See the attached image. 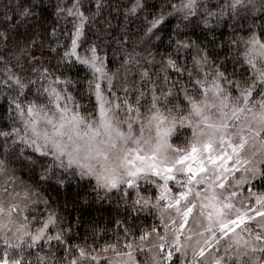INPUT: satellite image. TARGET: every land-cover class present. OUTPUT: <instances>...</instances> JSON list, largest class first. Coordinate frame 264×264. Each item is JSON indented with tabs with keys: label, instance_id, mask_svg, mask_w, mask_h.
Masks as SVG:
<instances>
[{
	"label": "trees",
	"instance_id": "16d2710c",
	"mask_svg": "<svg viewBox=\"0 0 264 264\" xmlns=\"http://www.w3.org/2000/svg\"><path fill=\"white\" fill-rule=\"evenodd\" d=\"M232 2L197 0L196 14L185 18L176 11L182 0H0V132L21 129L15 102L27 107L36 101L49 110L43 89L57 78L71 82L68 94L80 115L86 119L96 116L97 105L89 88L94 77L88 68L65 56L76 33L75 22L67 15L69 10L78 9L87 21L79 41L80 52L87 54L95 47L108 72L124 76L130 84L135 81L146 92L153 84L158 92L171 89L174 97L179 92L176 102L185 108L179 89L183 85L189 92L193 90L188 73L196 77L193 58L200 55L207 56L205 72L222 71L229 84L243 85L251 79L243 60L245 41L253 34L258 38L264 34V0H256V9L244 19L234 14ZM160 17L163 23L153 29L151 22ZM183 44L191 47L183 48ZM169 60L177 66H169ZM144 72L150 80L141 85ZM10 74L27 85L25 95L7 82ZM44 74L47 80L27 83ZM58 87L61 91L64 86ZM21 141L0 136V160L5 164L0 188L10 189L15 183L31 192L25 216L33 232L51 213L57 221L56 234L63 237V242L39 243L31 255L26 251L31 264H41L37 256L46 264H69L76 259L77 246L91 255L108 245H114L118 252L133 251L142 243L141 235L159 229L155 214L134 203L133 192L106 193L92 181L26 148ZM254 189L264 193V177ZM125 244L131 248L125 249ZM5 255L11 261L19 250L0 244V257ZM79 264H91L90 256Z\"/></svg>",
	"mask_w": 264,
	"mask_h": 264
},
{
	"label": "snow or ice",
	"instance_id": "6c2138e0",
	"mask_svg": "<svg viewBox=\"0 0 264 264\" xmlns=\"http://www.w3.org/2000/svg\"><path fill=\"white\" fill-rule=\"evenodd\" d=\"M243 4L244 0H233L230 7L235 9ZM196 8L197 0H182L176 11L184 12L187 18L196 14ZM69 14H73L71 10ZM75 14L81 16V25L72 39L71 50L65 52V56H75L77 62L91 69L94 76L98 75L97 82H89V88L94 92L99 104L98 121H86L82 115L74 111L75 105L72 109L68 107L67 102L73 100L68 94V86L71 82L57 78L50 83L62 84L64 87L61 91L51 86L43 89L47 93L46 103L52 105V114L49 115L39 107L36 101L30 102L27 107H24L22 102H15L23 127L22 129L13 127L11 133L0 132V136L6 138L12 136L13 142L15 139H20L42 156L51 155L53 161L61 168L74 169L81 177H93L98 186L108 190L116 189L121 184L127 185L128 188L139 189L140 179L152 183L154 181L150 177L159 178L163 181V185H158L162 190L156 201L153 202L152 199L155 193L149 196L141 195L137 191V199L134 203L141 207H158L162 201L166 202L165 210H174L176 216L180 218L181 222L175 229L177 232H182L188 226L190 218L198 210L197 218L193 223H199L200 218L207 223L202 225L203 231L196 233L201 239L196 241V247L193 248V264H253L251 257L248 256L249 251L264 253V223L260 224V230L251 241L243 239L236 229L246 224V218L252 220L255 217L248 216L247 212L241 213L232 202V198L239 195L235 189L248 183L249 179L257 175L264 177V98L255 100L253 94L257 83L264 90V34L259 38L253 34L245 41V60L252 69L253 75L243 85L241 83L232 85L236 90L234 97L233 93L226 91L222 85V81L227 80L224 72L215 71L210 81L211 87L208 86L207 72H204V79L194 77L193 73L189 72L193 90L189 92L183 85L179 89L184 93L183 99L187 101L185 110L176 102L179 99V92L175 94V99H169L174 97L173 91L168 89L158 92L155 84L146 92L144 87H137L136 82L133 81L132 84L122 88L125 96L121 99L112 90V77L108 78L109 98H106L101 92L99 82L106 76L104 61L97 55L96 48H90L91 55L83 58L77 53L78 41L83 35V25L87 21L78 9ZM161 23L163 17L153 20L152 28H156ZM148 31H151V28ZM181 46L191 47L189 44ZM179 50L180 48L177 52ZM193 59L194 65L203 70L207 56L200 55L199 59L195 57ZM257 61L260 62L261 67L257 66ZM168 64L172 67L177 66L173 60H169ZM44 72L47 73V69ZM47 79L48 76L44 74L38 76L36 80L29 79L27 83L34 85L38 80ZM148 80H150L149 74L142 73L140 84L144 85ZM7 82L13 84L20 95H25L27 85L20 77L10 74L7 76ZM130 89L138 93L134 97L136 107L132 103L133 97L128 95ZM149 93L147 115L141 120L139 111L140 106H143L141 100ZM212 110L219 114L217 120L212 119L210 115ZM122 111L128 115L120 121L116 117ZM133 119L139 122V135L134 129ZM121 124H127L126 131L120 127ZM153 127L156 130L155 143H152L151 139L144 138L145 130ZM178 127L191 129V140L186 141L188 147H173L169 143V137ZM229 128L235 131L231 133L232 139L226 140ZM220 133L222 135H218ZM233 139L237 142L233 143ZM217 140L222 144L227 143L232 150L231 153L214 154L213 145ZM142 142L147 146V151L141 146ZM130 143L136 147H129ZM248 147L253 151L250 158L245 160L241 157V153H244ZM170 151L175 155H169ZM257 156L260 157L259 160L255 159ZM233 159L235 166H229V162ZM242 164L246 173L251 172V177L236 179L234 174L241 170ZM248 165L252 167L248 168ZM4 171V161L0 160V173ZM170 181H175L174 187L178 189L177 192L173 193V187L169 185ZM229 181L232 183L229 184ZM229 188L232 190L229 191ZM217 189L221 191L217 192ZM27 198L26 194L25 199ZM256 203L264 205V196H258ZM24 210L20 204L6 205L5 202L0 201V240L8 249L19 250L17 258L11 261L6 255L0 257V264H31L24 253L27 251L31 255V249L37 247L39 242L45 240L63 242L59 232L55 236L48 235L50 226L57 222L51 213L33 232V226L27 223L28 217L24 216L22 221L19 218V213ZM233 211L235 217L226 218ZM256 216L264 217V211L257 210ZM172 223L176 224V220L173 219ZM127 231L125 229L126 233ZM230 234L234 235L229 239ZM150 235L151 233H145L140 236V240L143 241ZM187 239L191 241L192 236L189 235ZM221 239L228 240L224 249L225 256L215 254L220 251ZM176 243L179 244L178 236ZM157 247L163 248V245ZM124 248L130 249L131 244H125ZM109 250L117 253L118 256L128 257V260H115L113 264H136L131 251L118 252L114 245L101 248V252ZM92 251L95 252V249ZM230 252L232 255L228 257ZM75 255L76 259H71L69 264H79L80 260L88 259L89 256L91 264H99V254L91 255L79 246ZM168 255L170 257L171 253ZM37 258L41 264H46L43 257L37 256Z\"/></svg>",
	"mask_w": 264,
	"mask_h": 264
},
{
	"label": "rangeland",
	"instance_id": "374dc122",
	"mask_svg": "<svg viewBox=\"0 0 264 264\" xmlns=\"http://www.w3.org/2000/svg\"><path fill=\"white\" fill-rule=\"evenodd\" d=\"M255 3H257L256 0H244V4L237 6L235 9H233L234 10L233 12L239 18L244 19L249 15L252 8L256 9L254 6ZM76 11L77 10H74V11H72L73 14L70 15L68 13L67 15H68L69 19H71L75 22V27H76V31H77L78 27L81 25V16L76 15L75 14ZM257 12H258V9H257ZM183 14H185V13L182 12V15ZM153 29H155V28H153ZM79 41H78V44H79ZM245 51H246V47H245ZM245 51H244V57H243L244 66L246 68H248L250 77L252 78V75H253L252 69L249 67V65L247 64V62L245 60ZM77 53L82 58L91 55V52H88L87 54L81 53L79 47L77 48ZM72 59L74 61H76L75 56H72ZM77 63H79V62H77ZM83 66H85V65H83ZM206 66H207V61L203 65V70H200L199 68L196 67V77L197 78L204 79V72H205ZM257 66L258 67L262 66L259 61H257ZM86 68H88V67H86ZM89 70H90L92 76L94 77V82H97L98 81V75L94 76L91 69H89ZM104 71L106 73V76L103 78V80L99 81L101 83L102 94L106 98H109L108 78L112 77L113 78L112 79V90L117 96H119L121 99H123L125 96V93L122 90V88L130 85V82L128 83L126 81V78L124 76H121L120 74H116V73L113 74V73L108 72L106 69V66H105V62H104ZM207 73L209 74L208 86L211 87L210 81H211L212 76L215 75V73L213 74L212 71L211 72L208 71ZM222 85L226 91H230L233 93V97L235 96L236 90L234 88H232V85H233L232 83L229 84L227 81H222ZM50 86L55 87L58 91H60L58 84H50L48 87H50ZM191 86L193 87V84H191ZM93 94H94V92H93ZM253 94H254L255 100H260L261 98H264V90L261 89V86L259 83H257ZM128 95L133 97L132 103H133V106L136 107L134 97L137 96L138 93L133 92L130 89ZM181 95H183L182 97H184L183 93ZM170 98L173 99L175 97H170ZM94 99H95V102L97 105V114L92 119H86L85 118L86 121H93V120L98 121L99 104H98V101H97L95 94H94ZM149 100H150V93H149V95H146L141 100V105H143V106H140V108H139V111L141 113V116H140L141 120H144L145 116L147 115V101H149ZM182 101L184 104H186L185 105V110H186L187 101H185L184 99ZM67 103H68V107L70 109H72L73 108L72 101H68ZM44 111L48 112V114L51 115L52 111H53L52 105L50 106L49 110L44 109ZM74 111L79 113L75 108H74ZM15 113L19 118V121L21 124V129H22V127H23L22 119L19 116L17 111H15ZM127 115H128L127 113L122 111L116 117V119L123 121ZM210 115H212L213 120H217L219 118V114L215 110H212L210 112ZM132 123L134 125V129L137 130V135H139V133H138V129L140 126L139 122L136 119H133ZM145 123H146V120H145ZM42 126H43V124H42ZM120 127L125 131L127 130V124H121ZM227 131H228L229 135L227 137H225V139L226 140L232 139L231 133L234 132L235 129L229 128ZM218 135H222V133H220ZM144 138L145 139H151L152 143H155L156 142V130H155V128L153 127L152 129H146L144 132ZM190 140H191V129L188 127H178L177 130L174 131L172 133V135L169 137V143L172 144L173 147H180V148L188 147V144L186 143V141H190ZM236 142H237V140L233 139V143H236ZM21 143L26 148L34 151L33 147L30 146L29 144L24 143L23 141H21ZM141 146L145 148V151L148 150L147 146L144 145L143 142H142ZM129 147L135 148L136 146L134 144L130 143ZM257 147H259V146L257 145ZM213 148H214V154L215 153H224V152L231 153V151H232L227 143L222 144L219 142V140H217V142L213 145ZM252 151H253V149H251V147L246 148L245 152L241 153V157L245 160L249 159ZM35 153H37L38 155H41L38 152H35ZM169 155H175V154L170 151ZM44 157H48L51 160H53L51 155L44 156ZM255 159L259 160L260 157L257 156ZM55 163H57V162H55ZM229 166H235L234 159H233V161L229 162ZM257 166H259V165H257ZM244 167L245 166L243 164L240 165L241 170L234 174L236 179H240L242 177H251V172L246 173L244 171ZM247 167L251 168L252 165H248ZM62 169H64V168H62ZM64 170H68V169H64ZM70 171H73L74 173H76L79 178L92 181L98 189H100L106 193H112V192H116V191H120V190H125L127 192H133L135 199H137V196H136L137 191H139L141 195L147 194L149 196H152V194L155 193V195L152 196L153 202H155L156 199L159 197L160 192L162 190V188L160 186L163 185V181L159 180V178L150 177V179L153 180L154 182L149 183V182L145 181L144 179H140L138 181L139 189L128 188L127 185L121 184L116 189L108 190V189H105L103 187L98 186L95 178L87 177V176L81 177L79 175L78 171H76L74 169L70 170ZM261 178H262V176L257 175L255 178L249 179L248 183L240 185L239 188L235 189L236 191H238L239 195L232 198V202L235 204L236 208L240 210L241 213L247 212L248 216H254L255 217V219H252V220H247V218H246V224L243 225L241 228L236 229V231L240 234V236L243 239H247L250 241H251L252 237L255 236L257 231L260 230V224L264 223V217L256 216L257 210L264 211V205H260V204L256 203V198L258 196H264V193L258 192L257 189H254V185L256 183H258L261 180ZM0 182H2V181H0ZM231 183H232V181H229V184H231ZM158 185H160V186H158ZM169 185L173 187V193L178 191V189H176L174 187L175 181H170ZM12 187L13 188H10V189L9 188H0V201L5 202L6 205H10L13 203L20 204L21 208L25 209L24 211H21L19 213V218L22 221L23 217L25 216L26 209L28 208V204L32 200V193L21 189V186L18 184H15V183L12 185ZM5 189H6V191H5ZM201 189H202V186H201ZM228 190L231 191L232 189L229 188ZM220 191H221L220 189H217V192H220ZM26 194L28 196L27 199H25ZM137 205L139 207H141V205H139V204H137ZM142 208L146 211H149V212L155 214V216L157 217L158 222H159L158 223L159 229L154 231L153 233H151L150 236H146V239L143 240L142 243L138 247H136L135 250L131 251L133 258L136 261V264H193V248L196 247V241L201 239V237L196 235V233L199 231H203L204 229H203L202 225L207 223L203 218H200L199 223H193V220H195L197 218L198 210H197V213L194 214L192 218H190L188 226L186 228H184L182 232H177L175 229L177 228V225H179L181 222L180 218L176 216L174 210H171V209L165 210L166 202L162 201L160 206H158V207L148 206V207H142ZM234 217H235V211H233L230 214V216L226 217V218H234ZM173 219L176 220V224L172 223ZM54 226L55 225L50 226V228L48 230V235L53 236L52 235L53 233H54V235H56V231H55ZM249 233H251V235H249ZM189 235L192 236L191 241H189L187 239V237ZM232 235H234V234H230L229 239L231 238ZM177 236L179 237V244L176 243ZM217 236H219V232H217ZM42 242H47V240L41 241L39 243H42ZM0 244L1 245L4 244L2 240H0ZM227 244H228L227 239H221L220 245H219L220 251H219V253H215V254L219 255V256H225L224 249L227 246ZM157 245H163V248H158ZM258 246H260V245H258ZM213 252H214V250H213ZM169 253H171L170 257L168 255ZM96 254H99V264H103V263L113 264V262L115 260H118V259L119 260H128L127 256H122V255L118 256L117 253H115L111 250H109L108 252H98V253H95L94 255H96ZM231 255H232L231 252L228 253V257H230ZM248 256L251 257L253 264H264V253H261L260 251H257L255 253L249 251ZM228 257H226V259ZM205 259H207V257ZM245 259H247V258H245ZM198 260H199V258H198Z\"/></svg>",
	"mask_w": 264,
	"mask_h": 264
}]
</instances>
